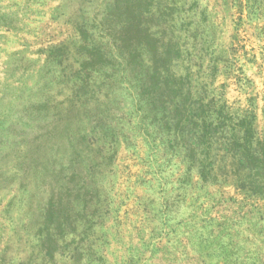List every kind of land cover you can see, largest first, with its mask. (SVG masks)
Instances as JSON below:
<instances>
[{
	"label": "rangeland",
	"instance_id": "obj_1",
	"mask_svg": "<svg viewBox=\"0 0 264 264\" xmlns=\"http://www.w3.org/2000/svg\"><path fill=\"white\" fill-rule=\"evenodd\" d=\"M0 264H264V0H0Z\"/></svg>",
	"mask_w": 264,
	"mask_h": 264
}]
</instances>
